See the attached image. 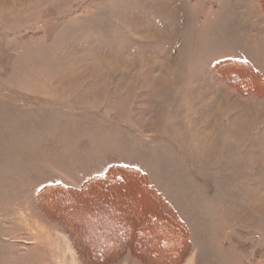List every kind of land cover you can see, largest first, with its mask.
I'll return each mask as SVG.
<instances>
[{
    "label": "rangeland",
    "instance_id": "rangeland-1",
    "mask_svg": "<svg viewBox=\"0 0 264 264\" xmlns=\"http://www.w3.org/2000/svg\"><path fill=\"white\" fill-rule=\"evenodd\" d=\"M261 7L0 0V264H89L115 250L87 242L85 257L79 239L98 230L68 221L71 237L39 198L112 168L139 171L185 227L186 247L154 242L160 264H264ZM235 60L255 62L254 90L229 82ZM108 264L143 263L127 250Z\"/></svg>",
    "mask_w": 264,
    "mask_h": 264
},
{
    "label": "trees",
    "instance_id": "trees-1",
    "mask_svg": "<svg viewBox=\"0 0 264 264\" xmlns=\"http://www.w3.org/2000/svg\"><path fill=\"white\" fill-rule=\"evenodd\" d=\"M258 1L264 12V0ZM227 65L232 69L233 77L229 82L240 84L241 88L246 87L251 90L256 88L255 84L258 81L256 78L259 76L248 61L225 62L223 67ZM121 170L126 172L121 173ZM79 195L82 197L78 199ZM39 198L44 207L46 204L49 205L48 202L55 204L50 208L51 215L66 223L61 222L71 237L76 235L67 225L68 221L71 222V229L76 225L83 228L84 224H87V231L91 228L98 230L94 235H88L87 239H79V245L85 246V257L86 253L90 252L86 248L87 242L93 245L97 240V246L94 248L102 249L112 244V240L116 241L115 250L99 252L91 257L92 260L89 258L91 261L87 260L89 264L112 263L121 258L127 250L143 264H160V260H154L152 257L153 254H157L153 253L156 252L154 242L160 241L162 244L165 240L177 237L181 245L180 249L186 247L185 227L170 206L162 202L160 195L145 182L144 176L137 170L112 168L107 176L87 180L79 191L59 184L47 185L41 188ZM123 201L130 202V205L122 206ZM151 225L162 227L164 230L155 239L153 236L150 238L147 232L151 229ZM75 229L78 231L77 227ZM172 233L175 235L173 236ZM103 238L105 240L99 247L98 244ZM172 262L174 259L171 258L168 264Z\"/></svg>",
    "mask_w": 264,
    "mask_h": 264
},
{
    "label": "bare ground",
    "instance_id": "bare-ground-1",
    "mask_svg": "<svg viewBox=\"0 0 264 264\" xmlns=\"http://www.w3.org/2000/svg\"><path fill=\"white\" fill-rule=\"evenodd\" d=\"M28 220V219H27ZM29 221V220H28ZM22 224H23V226L27 229V230H29V231H31L32 233H34V236H41L42 234H43V236H44V231L40 228V229H34V227H32L31 225H29V223L26 221V218H25V220H23L22 219ZM38 222V221H37ZM35 226H36V223H35ZM30 232V234H32ZM46 233V232H45ZM47 234V233H46ZM48 236V235H47ZM51 238V237H50ZM51 240H52V238H51ZM51 240H49V241H51ZM54 240H55V238H54ZM54 242V241H53ZM42 243H44L43 241H42ZM48 243V242H47ZM46 244V243H45ZM55 247V246H54ZM51 250H54V249H51ZM50 250V251H51ZM60 250V249H59ZM55 251V250H54ZM68 251V250H67ZM56 252V251H55ZM58 252V251H57ZM59 254H60V252H59ZM63 257H65L64 255H63ZM67 259V258H66ZM63 260H64V258H63ZM60 261V260H59ZM58 264H60V263H58ZM64 264V263H63Z\"/></svg>",
    "mask_w": 264,
    "mask_h": 264
},
{
    "label": "crops",
    "instance_id": "crops-1",
    "mask_svg": "<svg viewBox=\"0 0 264 264\" xmlns=\"http://www.w3.org/2000/svg\"><path fill=\"white\" fill-rule=\"evenodd\" d=\"M249 62L255 66V62H253V61H251V60H250Z\"/></svg>",
    "mask_w": 264,
    "mask_h": 264
}]
</instances>
